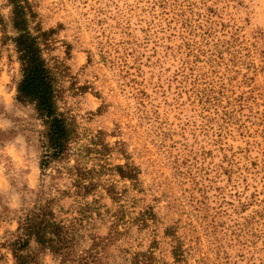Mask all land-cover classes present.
Returning <instances> with one entry per match:
<instances>
[{"label": "rangeland", "instance_id": "1", "mask_svg": "<svg viewBox=\"0 0 264 264\" xmlns=\"http://www.w3.org/2000/svg\"><path fill=\"white\" fill-rule=\"evenodd\" d=\"M30 2L95 187L43 176L45 127L18 100L0 0V264H15L5 242L43 185L77 227V260L264 264V0ZM39 264L70 263L44 251Z\"/></svg>", "mask_w": 264, "mask_h": 264}, {"label": "trees", "instance_id": "2", "mask_svg": "<svg viewBox=\"0 0 264 264\" xmlns=\"http://www.w3.org/2000/svg\"><path fill=\"white\" fill-rule=\"evenodd\" d=\"M7 1L12 7L13 28L16 31L14 44L22 75L17 97L19 101L35 105L45 127L40 162L43 176L52 166H56L57 172L74 177L72 184L75 183V194H89L95 183L87 179L90 169L83 165L82 150L76 145L78 128L74 120L60 110L56 72L44 55L51 32L37 24L30 0ZM72 160L75 163L71 165ZM117 169L123 177L133 178L132 173L124 172L123 166ZM35 195V200L21 209L17 229L5 242L15 264H39L44 251L61 256L70 264H89L76 259L73 247L77 240V227L58 218L55 212L56 198L47 196L44 185ZM33 243L37 246L35 249L31 248Z\"/></svg>", "mask_w": 264, "mask_h": 264}, {"label": "clouds", "instance_id": "3", "mask_svg": "<svg viewBox=\"0 0 264 264\" xmlns=\"http://www.w3.org/2000/svg\"><path fill=\"white\" fill-rule=\"evenodd\" d=\"M5 188H7V182H6ZM10 206H11V207H16V206H17V201H16V198H15V197H13V200H12Z\"/></svg>", "mask_w": 264, "mask_h": 264}]
</instances>
